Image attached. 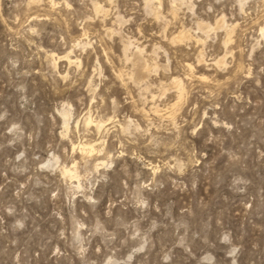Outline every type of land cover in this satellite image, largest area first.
Segmentation results:
<instances>
[{
  "label": "rangeland",
  "instance_id": "1",
  "mask_svg": "<svg viewBox=\"0 0 264 264\" xmlns=\"http://www.w3.org/2000/svg\"><path fill=\"white\" fill-rule=\"evenodd\" d=\"M261 26L264 0H0V264H264Z\"/></svg>",
  "mask_w": 264,
  "mask_h": 264
},
{
  "label": "bare ground",
  "instance_id": "2",
  "mask_svg": "<svg viewBox=\"0 0 264 264\" xmlns=\"http://www.w3.org/2000/svg\"><path fill=\"white\" fill-rule=\"evenodd\" d=\"M98 6V5H97ZM98 8H100V7H98ZM96 9H97V7H96ZM221 19V18H220ZM219 20V19H218ZM220 22H221V20H219L218 22H217V24H218V26L220 25ZM200 25H202L201 23H199ZM199 27V26H198ZM202 27V26H201ZM200 28V27H199ZM208 28V27H207ZM183 31V30H182ZM260 31L262 32V34H263V31H264V27H262L261 26V28H260ZM189 35V34H188ZM183 36H185V33H184V31L183 32H179L178 33V35L176 36V38L179 40L181 37H183ZM135 55V54H134ZM51 57H52V60H53V63H55V61H57V59H60L61 57L62 58H66L69 62L71 61V59L69 58V55L68 54H66L65 53V55H60V56H58V55H55L54 53H51ZM136 57H137V54H136ZM134 58V63L137 65V71L139 72V73H142L143 72V69L145 68V66H144V68H143V65H141V64H139L138 63V60H137V58ZM139 57V56H138ZM75 60V59H74ZM73 61V60H72ZM71 61V62H72ZM174 83H176V84H178V82H174ZM180 83V82H179ZM175 86H177V85H175ZM177 88V87H176ZM179 89V88H178ZM60 115H61V117H62V123H63V127H64V129H65V131L67 130V128H68V119H69V115H70V112H69V110H68V108L67 107H63L61 110H60ZM89 115V114H88ZM87 115V117L85 116L84 117V121L86 122V124L88 125L89 123H91V119H90V117ZM99 120V119H98ZM98 120H96L97 122H96V124H95V126H96V128L97 129H101V126H102V124H104V123H102L101 121H98ZM95 122V121H94ZM93 124V125H94ZM98 131V130H97ZM71 146H72V150H74L75 148H77L80 152H84V154H85V152L87 153V155H88V153L90 154L91 152H93L94 151V145L93 144H91V143H89V141H87V142H79V143H76V145L74 144V143H72L71 144ZM54 161H53V164H56V158L54 157V158H52ZM51 161V160H50ZM101 165V164H103V162L101 161V163L99 162V163H97V164H95V165ZM72 165H75V164H72ZM61 173L62 174H64V175H66L68 178H75V179H77V183H78V178H79V174H77V172H76V169L74 168V166H71V167H67V166H63L62 168H61ZM78 185V187H79V184H77Z\"/></svg>",
  "mask_w": 264,
  "mask_h": 264
}]
</instances>
